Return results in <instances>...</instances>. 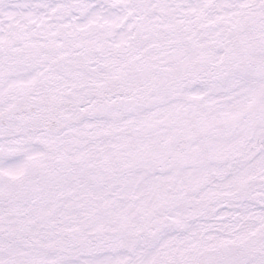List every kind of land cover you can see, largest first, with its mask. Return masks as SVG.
I'll list each match as a JSON object with an SVG mask.
<instances>
[{"label": "snow or ice", "instance_id": "6c2138e0", "mask_svg": "<svg viewBox=\"0 0 264 264\" xmlns=\"http://www.w3.org/2000/svg\"><path fill=\"white\" fill-rule=\"evenodd\" d=\"M0 264H264V0H0Z\"/></svg>", "mask_w": 264, "mask_h": 264}]
</instances>
